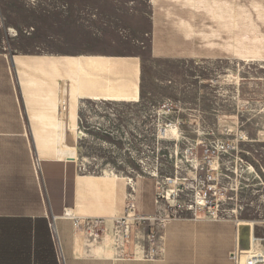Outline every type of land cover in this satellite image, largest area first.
Instances as JSON below:
<instances>
[{
  "label": "rangeland",
  "instance_id": "rangeland-1",
  "mask_svg": "<svg viewBox=\"0 0 264 264\" xmlns=\"http://www.w3.org/2000/svg\"><path fill=\"white\" fill-rule=\"evenodd\" d=\"M148 1L0 0V47L142 56L148 100L87 103L91 128L66 134L83 172L148 180L154 213L193 205L186 213L233 221L239 250L264 254V0H235L233 55L194 61L150 58Z\"/></svg>",
  "mask_w": 264,
  "mask_h": 264
},
{
  "label": "crops",
  "instance_id": "crops-1",
  "mask_svg": "<svg viewBox=\"0 0 264 264\" xmlns=\"http://www.w3.org/2000/svg\"><path fill=\"white\" fill-rule=\"evenodd\" d=\"M148 2L152 60H227L235 53L236 20L243 16L235 0ZM149 81L137 54L9 52L0 47V264H62L57 241L63 264H234L229 257L239 245L234 222L185 210L162 224L150 256H134L135 242L116 247L112 219L123 214L128 182L108 171L85 174L77 158L56 156L58 140L71 150L66 134L91 128L87 103L147 101ZM35 156L39 170L33 166ZM135 185L137 212L154 214L153 183ZM87 218L105 219L103 233L79 229L75 219Z\"/></svg>",
  "mask_w": 264,
  "mask_h": 264
},
{
  "label": "built area",
  "instance_id": "built-area-1",
  "mask_svg": "<svg viewBox=\"0 0 264 264\" xmlns=\"http://www.w3.org/2000/svg\"><path fill=\"white\" fill-rule=\"evenodd\" d=\"M65 108V104L63 106ZM33 166L35 170L40 168V160L38 157L33 158ZM212 177L209 175L205 181L210 182ZM132 179L128 180L129 191L125 197V206L123 214L119 217L112 219V237L116 247L120 248L124 244L135 242L134 256H150L156 249V243L158 239L159 229L162 224L175 217L180 210L192 211L195 206L193 205H179L174 207V210L170 211L168 216H164L165 212H158L150 215L140 214L136 210L135 188L130 184ZM211 186L207 187V191L204 192V199H209ZM170 197V195L168 194ZM201 197V198H202ZM67 217L74 218L69 216ZM75 222L79 229L96 236L97 233H103L105 229L106 220L103 218H87V219H75ZM51 229L56 236V229L52 225ZM57 253L59 260L63 264V255L59 242L57 241ZM231 261L234 264H264V254L260 252H250L239 250L235 247L229 255Z\"/></svg>",
  "mask_w": 264,
  "mask_h": 264
},
{
  "label": "bare ground",
  "instance_id": "bare-ground-1",
  "mask_svg": "<svg viewBox=\"0 0 264 264\" xmlns=\"http://www.w3.org/2000/svg\"><path fill=\"white\" fill-rule=\"evenodd\" d=\"M81 136H83V133H77ZM55 151H56V156L58 158H76L77 156L75 155V153L72 151V150H67L65 145H64V142L62 140H58L57 143H56V146H55ZM108 173V172H107ZM110 175V174H109ZM69 216H72L70 213H68ZM240 222V221H239ZM238 220H237V226H249L250 227V230L253 229V227L255 226V224L251 225L250 222H240L239 223ZM241 224V225H240ZM242 238V237H241ZM251 240H252V247L256 246V242H261L262 239H259V238H256L253 234L251 235Z\"/></svg>",
  "mask_w": 264,
  "mask_h": 264
}]
</instances>
